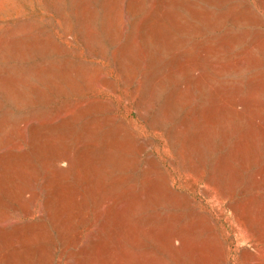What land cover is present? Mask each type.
Here are the masks:
<instances>
[{"label":"rangeland","instance_id":"374dc122","mask_svg":"<svg viewBox=\"0 0 264 264\" xmlns=\"http://www.w3.org/2000/svg\"><path fill=\"white\" fill-rule=\"evenodd\" d=\"M263 13L0 0V264H264Z\"/></svg>","mask_w":264,"mask_h":264},{"label":"bare ground","instance_id":"6f19581e","mask_svg":"<svg viewBox=\"0 0 264 264\" xmlns=\"http://www.w3.org/2000/svg\"><path fill=\"white\" fill-rule=\"evenodd\" d=\"M259 1H260V0H259ZM246 10H248V9H246ZM260 13H261V12H260ZM263 14H264V13H263ZM258 37H259V36H258ZM219 43H220V42H219ZM223 45H224V44H223ZM218 46H219V45H218ZM112 111H113V110H112ZM111 117H112V116H111ZM113 118H114V117H113ZM16 146H17V145H16ZM20 146H21V145H20ZM10 148H11V147H10ZM17 148H18V146H17ZM20 148H22V146H21ZM20 148H19V149H20ZM0 159H1V158H0ZM28 199H29V198H28ZM32 204H33V203H32ZM43 204H44V203H43ZM28 206H29V205H28ZM29 208H30V207H29ZM29 210H30V209H29ZM27 212H28V211H27ZM30 212H31V211H30ZM30 212H28L29 214H28V213H27V214L30 215ZM30 217H31V216H30ZM30 217H29V218H30ZM25 218H26V217H25ZM27 218H28V217H27ZM11 225H12V224H11ZM0 227H1V226H0ZM8 227H9V226H8ZM11 229H12V228H11Z\"/></svg>","mask_w":264,"mask_h":264}]
</instances>
